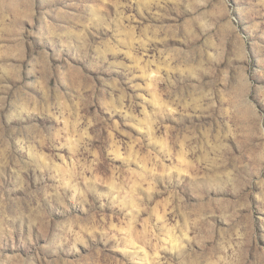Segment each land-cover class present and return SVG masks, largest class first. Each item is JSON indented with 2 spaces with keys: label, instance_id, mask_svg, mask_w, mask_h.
I'll list each match as a JSON object with an SVG mask.
<instances>
[{
  "label": "rangeland",
  "instance_id": "374dc122",
  "mask_svg": "<svg viewBox=\"0 0 264 264\" xmlns=\"http://www.w3.org/2000/svg\"><path fill=\"white\" fill-rule=\"evenodd\" d=\"M0 264H264V0H0Z\"/></svg>",
  "mask_w": 264,
  "mask_h": 264
}]
</instances>
